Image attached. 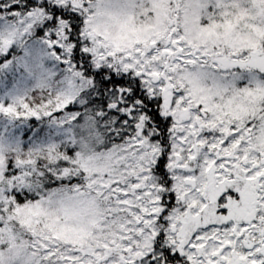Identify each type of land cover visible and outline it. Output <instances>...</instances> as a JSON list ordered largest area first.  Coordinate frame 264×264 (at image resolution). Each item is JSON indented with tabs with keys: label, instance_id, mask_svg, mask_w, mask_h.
I'll list each match as a JSON object with an SVG mask.
<instances>
[{
	"label": "snow or ice",
	"instance_id": "6c2138e0",
	"mask_svg": "<svg viewBox=\"0 0 264 264\" xmlns=\"http://www.w3.org/2000/svg\"><path fill=\"white\" fill-rule=\"evenodd\" d=\"M0 264H264V0H0Z\"/></svg>",
	"mask_w": 264,
	"mask_h": 264
}]
</instances>
